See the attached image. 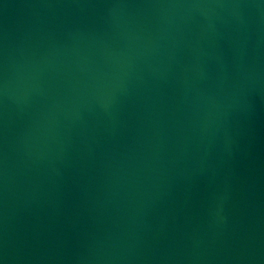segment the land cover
Listing matches in <instances>:
<instances>
[{"label": "water", "instance_id": "obj_1", "mask_svg": "<svg viewBox=\"0 0 264 264\" xmlns=\"http://www.w3.org/2000/svg\"><path fill=\"white\" fill-rule=\"evenodd\" d=\"M0 264H264V0H0Z\"/></svg>", "mask_w": 264, "mask_h": 264}]
</instances>
